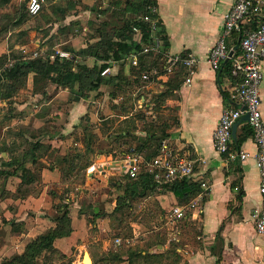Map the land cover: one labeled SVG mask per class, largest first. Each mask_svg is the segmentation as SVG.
<instances>
[{
    "label": "rangeland",
    "instance_id": "1",
    "mask_svg": "<svg viewBox=\"0 0 264 264\" xmlns=\"http://www.w3.org/2000/svg\"><path fill=\"white\" fill-rule=\"evenodd\" d=\"M116 1L118 0H40L42 13L37 17L24 18L25 23L17 25L15 22L26 12L29 0H10L7 4L0 0L1 69H8L15 60L42 55H49L54 59L58 57V51L85 48L91 37L97 34L95 29L105 22L118 23L116 19H111L112 9H120L119 5H115ZM108 8L109 11L106 10ZM104 11L107 13L104 14ZM114 68H118V65ZM123 69L130 75L128 64ZM54 88H50L48 93L52 94L46 99L35 95L33 75H30L25 85L14 93L10 101L0 100V264L16 254H22L27 242L54 226L52 219L58 216L56 206L61 203L69 207L72 222H75L73 228L78 237L70 246L60 241L55 243L59 253L53 258L52 264H83V255L86 252L90 256L93 253L97 263L102 264V255L113 245H119L117 240L118 237L121 238L115 230L117 223L112 226L109 218H93L95 209L110 213L115 206V199L121 194L119 189L112 187L115 186L112 181L122 179L119 176L120 162L108 164L110 162L105 157L108 154H113L115 159L120 157L121 149L114 141L113 135L123 126L122 121L126 119V116L121 114V106L127 103L128 97L133 94L131 103L125 104L132 109V115L141 111L147 117L148 123H161L171 118L168 113L152 114L143 107L141 96L147 92V86L142 89L130 88L126 93L119 92L117 99H112V89L102 86L99 92H91L88 99L77 102L84 105V112H80L81 117L77 115V126L66 130V115H69L70 108L77 103L69 100L70 93L67 90L68 95L64 94L54 100L59 91L65 90ZM50 101L52 103L47 105ZM168 122L173 123L172 118ZM87 125L90 127L89 134L84 132ZM137 125L141 127L140 122H137ZM90 135H93L91 147L94 153L86 156L91 166L85 172L80 176L74 174L66 178L62 173V169L67 168L66 165H61L55 171L50 170V166L58 163V156L86 154L85 145L88 141L84 144L85 136L88 140ZM51 136L64 137L66 141L57 146L50 142ZM36 142L43 143L36 157L45 169L37 171L38 179L33 186L21 187L22 178L19 175L22 172L18 170L17 176L7 175V172L14 173L15 169L5 166L4 161H9L12 156H20ZM6 147L14 151L6 153ZM25 164L30 168V162L26 161ZM34 168L31 166L32 170ZM44 170H48L51 177L46 178L48 176H44ZM76 171L75 169L74 173ZM28 191H31L33 196L20 198ZM29 199L35 200L31 203L36 205V211L26 205L25 202ZM153 207L154 202L149 197L141 201L137 209L128 216L122 229L126 230L123 232L124 236L129 238L127 245L133 244L135 237L140 233L147 235L153 231L164 232V229L155 228L156 224H161L157 221L159 218ZM145 213L147 215H144ZM93 220L96 223L93 224ZM172 222L170 228L177 238L178 221ZM126 243L125 238H121L120 244ZM190 250L197 252L193 251L196 250L194 247H190ZM182 256L184 263L186 261L184 255Z\"/></svg>",
    "mask_w": 264,
    "mask_h": 264
},
{
    "label": "trees",
    "instance_id": "2",
    "mask_svg": "<svg viewBox=\"0 0 264 264\" xmlns=\"http://www.w3.org/2000/svg\"><path fill=\"white\" fill-rule=\"evenodd\" d=\"M10 0H3L7 4ZM115 5H119V11L112 9V18L116 19L118 23H103V25L95 31L97 34L86 44L85 48L75 50L67 48L70 52V59H60L55 57L52 59L49 55L39 56L30 59L15 60L12 65L5 70L0 67V100L10 101L15 92L25 85L27 78L33 75V86L35 95H40L42 98L48 97L50 88L55 87L67 89L70 93V101L72 103L80 102L88 99L91 92H99L102 86H106L111 91L112 99L119 97V92L126 93L130 88H141L152 83H159L164 86V89L159 92H152L150 98L146 97V103L143 107L147 108L152 114L164 112L168 113L173 120L169 123L168 119L160 122L151 121L148 123L147 117L143 112L137 115H132L131 108L125 104L131 103L132 95L128 97V102L122 104L121 114L126 116L118 131L113 135L115 142L119 144L120 157L115 159L113 154L105 156L108 162H120L129 155L140 157L139 170L135 178L130 175H119L122 179L114 182L115 189H119L121 194L115 199V206L110 213L102 212L95 209L94 220L109 218L112 226L117 223L115 230L119 232L121 238H125V243L129 238L124 236L122 230L124 224L127 222L128 216L137 209V205L157 194L171 193L176 198V206L186 207L192 201L196 200L198 196L203 193L202 185L191 178H184L172 183L160 184L156 180L155 172L152 171L150 164L160 155L162 144L173 134L174 130L179 127V109L165 108L166 102L172 98H178L175 94L177 86L182 80H185L187 71L179 68L176 74L166 79L165 66L166 63L162 61V55L151 52L141 59L139 67H134L127 63L126 59L133 53H137L143 49L145 45H151L153 42L152 23H156L158 28L155 36L159 37L163 43V49L168 51L167 38L161 30V21L158 12V2L156 0H118ZM43 7L39 14L33 16L27 10L21 16V19L15 22L17 25L25 23L27 17H37L42 13ZM106 10H110L109 8ZM104 14L107 12L104 11ZM65 31V30H64ZM241 35L234 33L231 40L228 42V47H237L236 54L239 52V42ZM111 62H115L118 68H114L111 75L103 77L101 73L104 69L111 66ZM127 64L129 65V73L127 75L124 71ZM157 70L158 74L152 75L153 70ZM222 75L238 82L240 79L232 75V61L223 63L221 66ZM144 73L150 74L149 81L141 79ZM146 85V86H145ZM145 94V93H144ZM117 108V107H116ZM168 116V115H167ZM169 117V116H168ZM141 124V127L137 125ZM243 134L238 136L237 142L233 143V150H239L240 145L251 135L253 131L249 127H244ZM84 132H90V127H84ZM88 136V135H87ZM57 136H51L49 140H53ZM64 138V137H59ZM85 141L86 154H65L58 156L57 164L50 166L51 171H55L61 165H66L67 168L62 169V173L66 178L74 174L80 176L90 166L86 156L93 154L91 147V140L93 135L88 137ZM41 142V141H40ZM36 142L31 144L30 148L23 152L20 156L11 157L9 161H4V165L9 168H14V173L7 175L17 176L22 178V185L33 186L37 181L36 173L45 169V166L40 164L37 152L42 148V144ZM15 147V146H14ZM49 148V147H47ZM47 150V149H46ZM45 150V151H46ZM13 152L10 147H6L4 152ZM30 162L31 166L35 167L33 170L26 166L25 162ZM57 165V166H55ZM38 167V168H37ZM239 165L237 170L239 171ZM77 170L74 173V170ZM237 199L241 202L243 193L239 186ZM33 196L31 191L24 193L20 198ZM204 200V197H203ZM202 200V201H203ZM175 207V206H174ZM58 216L52 219L54 226L50 227L35 239L27 242L25 250L22 254H16L11 259H7L3 264H52V260L59 253L55 246L57 241L70 246V243L78 237L77 231L73 228V222L70 216V210L67 204H58L56 206ZM173 209V208H172ZM172 209L169 213L165 211L156 210V216L163 218L166 222V216H170L174 222L178 221L176 231L178 238L168 241L167 232L153 231L144 237H139V242L133 246L126 244L113 245L107 252H105L100 261L102 264H188L182 263L183 256L179 249L188 244L191 248L194 247L198 251L203 247V230L196 221L190 218L193 210L187 212V218L181 220H174L172 217ZM153 212V210H150ZM144 215H147L145 213ZM91 221L93 224L95 221ZM133 232V230H131ZM135 234V232H134ZM131 235V234H130ZM120 237L118 239L121 240ZM133 238V237H131ZM219 238V236H218ZM219 240V239H218ZM168 245L167 250L161 253L152 252L158 246ZM213 252L217 250L212 247ZM93 264H98L94 254L91 253Z\"/></svg>",
    "mask_w": 264,
    "mask_h": 264
},
{
    "label": "crops",
    "instance_id": "3",
    "mask_svg": "<svg viewBox=\"0 0 264 264\" xmlns=\"http://www.w3.org/2000/svg\"><path fill=\"white\" fill-rule=\"evenodd\" d=\"M156 1L161 30L168 42V52L172 55L193 53L200 59L191 85H185V80H182L175 90L178 98L169 99L165 105L179 109L180 127L173 132L168 143L174 152L192 161L193 174L188 178L200 182L203 190L197 197L201 201L198 207L199 216L195 221L202 227L204 247L192 252L190 246L185 244L179 252L184 255L188 264H264V235L258 234L255 227L262 197L259 193L260 174L254 157L257 153L254 138L251 135L239 147L238 151L250 154V158L243 162L227 161L226 157L216 152L213 143V133L223 111L236 105L233 95L237 84L226 75L221 76L223 69L214 71L207 63V58L222 35L224 17L233 7L235 0ZM147 89L145 95L141 96L144 103L146 96L163 90L164 86L152 83ZM66 90L59 91L54 100L64 94L68 95L69 90ZM260 96L264 120V63ZM51 103L50 101L47 105ZM82 105L77 103L70 108L69 115H66V130L77 126V115L81 117L80 112H84ZM247 126L245 121L240 123L233 143L237 142L238 136L243 134L242 129ZM65 141L64 138L56 137L50 142L59 146ZM235 151L237 150H233L232 146V152ZM44 176L49 178L51 173L44 170ZM237 185L243 193L241 202L237 199ZM150 199L154 202L153 210L162 209L166 213L177 203L171 193L152 195ZM32 200L34 199L25 203L36 211ZM166 219L164 223L163 218L159 217L157 221L161 226L156 224L155 228L164 229L170 241L176 235L170 228V216H166ZM73 226L75 228V222ZM144 235H137L131 246L137 244L139 237ZM176 239L179 240L178 237ZM213 246L217 248L215 252L212 250ZM104 248L106 249L105 246ZM167 248L168 245L158 246L152 252L161 253Z\"/></svg>",
    "mask_w": 264,
    "mask_h": 264
},
{
    "label": "built area",
    "instance_id": "4",
    "mask_svg": "<svg viewBox=\"0 0 264 264\" xmlns=\"http://www.w3.org/2000/svg\"><path fill=\"white\" fill-rule=\"evenodd\" d=\"M27 11L35 16L41 11L40 0H29ZM158 28L152 23L153 42L145 45L137 53L131 54L126 61L134 67H139L141 59L151 53L162 55V61L166 63V79L173 77L177 69L183 68L187 71L184 81L185 85H191L200 59L193 53L172 55L164 50L161 39L155 34ZM234 33L241 35L239 42L240 55H236L234 47L229 48L228 42ZM233 52L232 57L230 53ZM60 59H70L71 54L67 51H58ZM232 61V75L240 81L233 95L236 105L223 111L219 124L213 133V143L216 152L226 157L229 162H243L250 158V154L244 151L232 152L234 125L248 115L247 124L253 131L254 142L257 153L254 156L256 166L260 174L259 193L262 197L260 210L256 217V231L264 235V120L262 117V101L260 87L263 77L264 63V0H235L233 7L224 17V28L222 35L211 50L207 63L214 71H219L226 61ZM115 62L103 70V77L111 75ZM158 74L155 69L152 75ZM150 74L144 73L143 81L150 80ZM140 157L129 155L120 161V175H130L135 178L139 170ZM155 172L156 180L160 184L172 183L174 181L191 177L193 174V163L185 157L180 156L171 148L168 141L163 142L160 155L150 164ZM200 199L192 201L186 207L175 206L172 209L174 220L187 218V212L193 210L190 218L196 220L199 216ZM120 244V239L117 240Z\"/></svg>",
    "mask_w": 264,
    "mask_h": 264
},
{
    "label": "water",
    "instance_id": "5",
    "mask_svg": "<svg viewBox=\"0 0 264 264\" xmlns=\"http://www.w3.org/2000/svg\"><path fill=\"white\" fill-rule=\"evenodd\" d=\"M232 55H233V52H231L229 56L232 57ZM227 62H228V60H227L225 63H227ZM248 119H249V117H248V115H246L245 117H243L242 119H240V120L234 125L233 130H232L233 138H235V136H236V130H237L238 126L240 125V123H242L243 121L247 122ZM88 255L90 256V254H89L88 252L84 253V255H83V264H88V263H86V259H87ZM90 257H91V256H90ZM89 264H93L92 259H91V261L89 262Z\"/></svg>",
    "mask_w": 264,
    "mask_h": 264
},
{
    "label": "bare ground",
    "instance_id": "6",
    "mask_svg": "<svg viewBox=\"0 0 264 264\" xmlns=\"http://www.w3.org/2000/svg\"><path fill=\"white\" fill-rule=\"evenodd\" d=\"M91 261V257L88 255L87 259H86V263L89 264V262Z\"/></svg>",
    "mask_w": 264,
    "mask_h": 264
}]
</instances>
